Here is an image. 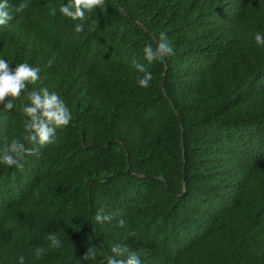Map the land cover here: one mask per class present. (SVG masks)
Here are the masks:
<instances>
[{
  "label": "trees",
  "instance_id": "obj_1",
  "mask_svg": "<svg viewBox=\"0 0 264 264\" xmlns=\"http://www.w3.org/2000/svg\"><path fill=\"white\" fill-rule=\"evenodd\" d=\"M21 2L0 59L38 66L28 91L72 120L23 170L0 163V264H106L114 244L142 264H264V0H107L80 33L69 0ZM161 32L175 55L147 65ZM27 103L0 105V144L23 139Z\"/></svg>",
  "mask_w": 264,
  "mask_h": 264
},
{
  "label": "clouds",
  "instance_id": "obj_2",
  "mask_svg": "<svg viewBox=\"0 0 264 264\" xmlns=\"http://www.w3.org/2000/svg\"><path fill=\"white\" fill-rule=\"evenodd\" d=\"M107 0H69L67 4L61 5L59 11L66 17L79 21L74 26V31L80 33L84 30V21L87 14L92 13L97 8L105 9ZM28 5L21 2L18 5L9 3V0H0V26L7 25L13 19V13H22ZM55 14V9H53ZM255 42L257 45H264V34L256 33ZM144 60L147 65L153 62L165 61L168 57L175 55L174 48L167 35L163 32L159 34L156 46L148 44L143 49ZM147 65L140 62H133V68L141 73L137 78V83L141 87L147 88L153 79L148 71ZM40 68L33 67L27 63H21L11 68L8 61L0 59V105L3 109L11 110L13 100L26 94L27 104L23 107V113L26 117L24 123L23 139L13 138L9 140L7 136L3 137L0 144V163L8 167H16L23 170L24 161L29 156L38 154V148L46 145H53L56 141L57 129L67 127L72 114L64 100L56 93L50 92L48 88L43 87L39 90L28 91L29 84H35L40 79ZM105 209H98L95 220L98 224L111 222L113 215L104 214ZM119 226L123 227L125 221L120 219ZM47 239L53 248L60 247L61 241L55 235H49ZM44 248L35 250V257L41 258L45 254ZM106 260V264H142L135 252H129L127 245L114 244ZM97 249L89 247L84 259H95ZM126 257V258H118ZM19 264H24V256L19 257Z\"/></svg>",
  "mask_w": 264,
  "mask_h": 264
}]
</instances>
